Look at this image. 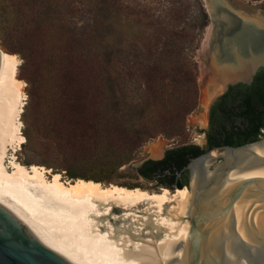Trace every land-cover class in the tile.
Listing matches in <instances>:
<instances>
[{
    "label": "trees",
    "instance_id": "obj_1",
    "mask_svg": "<svg viewBox=\"0 0 264 264\" xmlns=\"http://www.w3.org/2000/svg\"><path fill=\"white\" fill-rule=\"evenodd\" d=\"M81 8L88 19L80 29L73 18ZM205 24L198 0L192 5L187 0H0V37L14 42L23 63L39 65L25 78L27 109L36 95L30 89L43 102L37 133L59 139L56 152L64 159L59 169L69 178L96 182L130 162L146 141L184 130L198 101L193 52ZM72 82L82 84L85 103L62 109L57 102L72 94L61 88ZM24 136L32 141L29 132ZM261 136L251 132L234 141L229 135L225 142L238 146ZM211 147L177 145L160 159L144 160L136 172L181 188L188 184L184 166ZM83 167L99 175L87 176L79 170Z\"/></svg>",
    "mask_w": 264,
    "mask_h": 264
},
{
    "label": "bare ground",
    "instance_id": "obj_2",
    "mask_svg": "<svg viewBox=\"0 0 264 264\" xmlns=\"http://www.w3.org/2000/svg\"><path fill=\"white\" fill-rule=\"evenodd\" d=\"M235 13L244 20L240 30L224 38L220 49L218 23L210 22L203 48L217 65L236 66L244 76L264 60V17ZM229 18L219 16L226 29ZM0 53V196L15 200L53 250L72 264H178L189 229L182 218L189 198L185 187L156 192L83 178L65 181L42 166L21 164L14 155L7 167V152L22 143L17 117L24 98L16 58ZM224 72H217L219 79Z\"/></svg>",
    "mask_w": 264,
    "mask_h": 264
},
{
    "label": "water",
    "instance_id": "obj_3",
    "mask_svg": "<svg viewBox=\"0 0 264 264\" xmlns=\"http://www.w3.org/2000/svg\"><path fill=\"white\" fill-rule=\"evenodd\" d=\"M228 6L225 0H205L204 5L207 22L218 23L220 49L223 39L233 37L243 22ZM220 14L232 20L227 29ZM263 65L264 60L252 72ZM184 169L188 184L181 188L189 193V229L176 262L264 264V132L238 146H213L191 158ZM0 264L72 263L53 250L15 200L0 196Z\"/></svg>",
    "mask_w": 264,
    "mask_h": 264
},
{
    "label": "rangeland",
    "instance_id": "obj_4",
    "mask_svg": "<svg viewBox=\"0 0 264 264\" xmlns=\"http://www.w3.org/2000/svg\"><path fill=\"white\" fill-rule=\"evenodd\" d=\"M129 4L131 3H141V4H160L164 3L165 0H126ZM196 0H187L189 4H194ZM202 4L203 11L206 16V24L201 32L200 42L198 48L193 52V60L196 65V82L198 91V101L195 109L187 116L184 130L181 133L174 134L171 137L157 136L146 141L142 146L137 148V150L132 155V160L117 169V171L108 175L107 178H100L99 181L102 184H115L119 186L126 187H139L146 189L148 191L158 192L161 188L166 187L170 192L174 191L173 188L164 186L157 180L145 179L136 172L137 166L135 164L143 162L146 159H154L161 156V154L168 148L181 145V144H195L199 147L204 146L202 136L200 134L201 126V116L203 115V109L206 107L207 103V93L206 88L213 84L217 79H219L218 71H229L227 67L223 65H217L212 59L211 54L208 50H204V39L206 28L210 23L207 22L206 9L204 7L205 0H198ZM229 7L234 12H244V13H259L264 17V0H225ZM88 16H86L81 8L80 12L75 15L73 22L77 28L85 27ZM253 40H258L259 37H252ZM14 42L10 39H4L0 37V50L12 54L17 60V77L20 79L22 84V101L21 111L18 114V136L22 138V143L17 146L16 151L9 149L6 157V165L9 167V157L14 155L16 160L25 166L38 165L49 170V173L57 172L63 180H75L77 178H69L64 171L59 169L60 165L63 164V157L60 156L57 151V144H59V139L51 137L47 139L41 137L37 133V127L42 125L43 120L41 118V110L43 106L42 98L39 93L30 89L35 96L32 105L27 109L31 98L28 96V85L25 78L34 76L38 70L39 65L31 61H24L22 57L13 50H16ZM255 49V48H254ZM257 50L260 49L259 46L256 47ZM233 52V50H231ZM231 56V55H230ZM80 84L77 86L75 83H71L68 86L61 88L62 90H67L71 95L70 100L64 98L61 102H57L61 108H66L68 105L74 106L76 109L82 108L85 99L82 94H80ZM60 101V100H59ZM206 101V102H205ZM62 115L57 119L56 125L60 126L62 124ZM26 120V121H23ZM47 121H44L46 125ZM37 125V127L34 126ZM27 131L32 137L31 142L25 141L24 132ZM56 145V146H55ZM152 150V151H151ZM159 155V156H158ZM9 156V157H8ZM141 164V163H140ZM79 170L87 176L99 175L97 169H90L88 167L79 168ZM46 177H50V174H46ZM183 219L188 220L187 215L182 216Z\"/></svg>",
    "mask_w": 264,
    "mask_h": 264
},
{
    "label": "flooded vegetation",
    "instance_id": "obj_5",
    "mask_svg": "<svg viewBox=\"0 0 264 264\" xmlns=\"http://www.w3.org/2000/svg\"><path fill=\"white\" fill-rule=\"evenodd\" d=\"M223 74L206 88V101L211 95L216 97L202 110L203 147L230 146L225 142L229 135L236 141L251 132H264V65L249 75L243 76L236 66Z\"/></svg>",
    "mask_w": 264,
    "mask_h": 264
}]
</instances>
